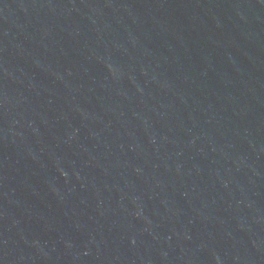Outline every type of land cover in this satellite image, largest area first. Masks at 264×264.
Returning a JSON list of instances; mask_svg holds the SVG:
<instances>
[{
  "label": "water",
  "instance_id": "1",
  "mask_svg": "<svg viewBox=\"0 0 264 264\" xmlns=\"http://www.w3.org/2000/svg\"><path fill=\"white\" fill-rule=\"evenodd\" d=\"M0 264H264V0H0Z\"/></svg>",
  "mask_w": 264,
  "mask_h": 264
}]
</instances>
